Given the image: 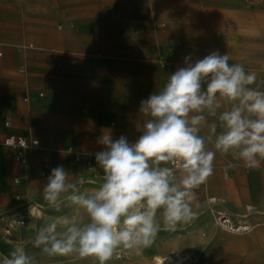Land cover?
Listing matches in <instances>:
<instances>
[{
  "label": "clouds",
  "instance_id": "obj_1",
  "mask_svg": "<svg viewBox=\"0 0 264 264\" xmlns=\"http://www.w3.org/2000/svg\"><path fill=\"white\" fill-rule=\"evenodd\" d=\"M229 59L218 50L195 61L186 56L184 66L140 102L141 134L134 142L103 133V148L94 154L99 180L70 182L62 165L53 168L43 199L57 210L70 202L86 219H53L38 230L33 246L48 257L75 254L108 264L118 249L149 248L160 231L176 232L198 217L196 190L213 175L217 153L261 169L264 90L253 87L256 72ZM86 183L95 187L81 191ZM0 264L36 261L20 246L0 255Z\"/></svg>",
  "mask_w": 264,
  "mask_h": 264
},
{
  "label": "crops",
  "instance_id": "obj_2",
  "mask_svg": "<svg viewBox=\"0 0 264 264\" xmlns=\"http://www.w3.org/2000/svg\"><path fill=\"white\" fill-rule=\"evenodd\" d=\"M11 1L0 0V61L4 60L0 64V223L4 225V238L12 236L5 235L4 219L15 218L13 215L25 209L33 194L43 190L56 166L62 165L69 172L70 182L80 176L102 174L95 159L90 167L87 163L80 165L69 151H101L98 138L106 132L114 140L124 135L134 142L141 134L140 102L159 91L174 67L181 65L176 64L181 63L176 56L170 57L167 69L161 70L158 59L133 57L127 49L142 38L132 34L139 27L128 25L126 19L148 17L145 3L173 0L50 1L48 14L33 17L34 27L40 29L35 57H29L33 52L25 48L18 47L16 53V46L10 42L24 45L26 34L14 37L13 29L30 27L29 15L12 7ZM113 3L122 4L119 8L123 18L119 23L122 28L115 32L111 22V13L116 9ZM19 17L24 21H18ZM58 33L63 35L59 41L52 37ZM69 42L71 53L65 54ZM113 44L126 49L114 55ZM213 119L209 117V121ZM8 135L39 141L38 148L27 152L26 165L17 163L12 149L3 145ZM225 155L234 158L232 153ZM223 158L217 153L215 161ZM217 180L222 178L214 171L196 190L198 200L211 196V182ZM230 185L234 191V185ZM82 188L90 191L94 185L86 183ZM229 199L235 200L233 196ZM38 215L36 208L33 217ZM167 236L160 242L170 243ZM3 245V252L8 253L10 248L5 245L4 250ZM157 255L152 252L146 257Z\"/></svg>",
  "mask_w": 264,
  "mask_h": 264
},
{
  "label": "rangeland",
  "instance_id": "obj_3",
  "mask_svg": "<svg viewBox=\"0 0 264 264\" xmlns=\"http://www.w3.org/2000/svg\"><path fill=\"white\" fill-rule=\"evenodd\" d=\"M50 1L54 0L10 2L16 10L29 15L30 27L25 28L21 25L13 29L14 37L23 33L27 37L24 45L10 41L16 46V53L18 47L25 48L33 52L29 57H35L40 29L34 27L33 23L36 19L33 17L48 14ZM113 5L116 9L111 13V22L112 32H115L122 28L119 26L123 19L119 8L122 4L113 3ZM145 10L150 11V16L126 19L128 25L139 27L138 31L134 29L135 32L132 34L139 39L142 38L139 43L127 48L131 56L158 59L161 70L167 69L170 57L176 56L181 61L176 64L181 65L174 67L175 71L178 67L184 66L186 56H190L195 61L203 58L205 53L218 50L221 54H228L230 65L239 63L246 71L256 72L257 82L253 87L264 90V0H173L145 3ZM19 18L18 21H24L22 17ZM55 26L62 27L61 24ZM52 37L59 41L63 35L58 33L53 34ZM66 46L67 50L63 53L70 54V42ZM112 47L113 54L117 56L121 54L122 49H126L115 44ZM250 49L255 50L253 55H248ZM242 58L250 61L240 62ZM2 63L4 60L0 61V64ZM209 148H212L211 144ZM76 154L75 160L78 156L80 160L76 161L80 165L86 163L92 165L95 159L94 153L82 154L77 150ZM214 171L219 172L222 180L213 181L211 184L214 182L224 185L233 184L234 193L224 194L211 185V196L208 198L206 196L193 205L194 211L199 213L193 222L182 226L176 232L158 234L154 244L149 248L138 249L140 252L137 249L120 248L108 264H154V258L146 255L157 252L164 256L170 250L178 251L184 259H187L183 264H264V166L259 170H249L235 156L230 158L224 154L222 160L214 161ZM101 176L102 174H98L93 178L99 180ZM83 186H80L81 190ZM230 196L235 200L229 199ZM32 197V201L28 202L20 214L13 215L17 218L25 217L26 222L24 226L16 227L11 237L4 238V225L0 223V255H8L14 248L23 246L28 254L35 258L36 264H98V261L91 256L80 258L72 254L48 257L33 246L38 230L53 219L64 215L83 216L85 219L86 216L83 210L71 205L70 202H66L59 210L50 207L43 199V190L36 192ZM213 198L221 202L213 205L210 203ZM31 207L38 209V216L29 215ZM220 212L229 215L236 226H249L250 231L232 233L222 229L217 225ZM165 235H168L170 243L160 242ZM3 244L10 248L8 253L3 252ZM5 245H3L4 250L7 249Z\"/></svg>",
  "mask_w": 264,
  "mask_h": 264
},
{
  "label": "built area",
  "instance_id": "obj_4",
  "mask_svg": "<svg viewBox=\"0 0 264 264\" xmlns=\"http://www.w3.org/2000/svg\"><path fill=\"white\" fill-rule=\"evenodd\" d=\"M0 56H1V53H0ZM9 125H10L9 123H6V126H9ZM3 145L11 148L13 151V156H14L15 161L24 166L27 164V152L31 149L38 148L39 141L35 139L33 140V139L25 138L22 136L8 135L4 138ZM69 152L76 154L74 150H70ZM76 157H77L76 160L79 161L80 158L78 156ZM88 166L90 167L91 164L89 163ZM218 203L219 202L215 199L211 200V204L213 205H216ZM35 213H36V208L33 207L29 211V215L33 217ZM4 221H6L7 223L5 235L9 236L12 234V231L16 227L25 225L26 218L25 217H19V218L6 217ZM233 223L234 222L229 215H227L226 213H222V212L218 213L217 225L221 227L222 229L225 228L227 230H233L232 227H235L236 233H246L250 231V227L247 225L246 226L245 225L236 226Z\"/></svg>",
  "mask_w": 264,
  "mask_h": 264
},
{
  "label": "bare ground",
  "instance_id": "obj_5",
  "mask_svg": "<svg viewBox=\"0 0 264 264\" xmlns=\"http://www.w3.org/2000/svg\"><path fill=\"white\" fill-rule=\"evenodd\" d=\"M254 19V18H253ZM220 36V35H219ZM252 53V54H251ZM255 53V50H251L248 52V55H253ZM206 54L208 55V53H205V56ZM174 55V54H173ZM246 61H250L248 59H244L242 58L240 60V62H246ZM221 181V180H220ZM212 186L214 187H217L218 189H220L223 193H228V194H232L234 191L232 189V186L229 184V185H224V184H219L217 182H214L211 184ZM212 189V187H211ZM244 195V194H243ZM245 197V196H244ZM215 200H217L216 198H213ZM212 200V199H211ZM211 200H210V203H211ZM218 201V200H217ZM218 202H221V201H218ZM223 202V201H222ZM232 222V221H231ZM234 224V223H233ZM234 226V225H233ZM224 230L228 231V232H232V233H235V227H232L233 230H227L225 228H223ZM136 250V249H135ZM138 251V249H137ZM136 252V251H135ZM140 252V251H138ZM140 255V254H138ZM187 256V255H186ZM187 259H184L183 256L178 252V251H174V250H170L166 255L164 256H161V255H157L154 257V264H183Z\"/></svg>",
  "mask_w": 264,
  "mask_h": 264
}]
</instances>
